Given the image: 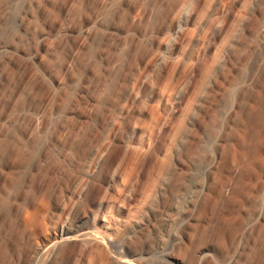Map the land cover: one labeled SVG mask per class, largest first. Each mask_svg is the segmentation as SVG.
<instances>
[{
  "label": "rangeland",
  "instance_id": "obj_1",
  "mask_svg": "<svg viewBox=\"0 0 264 264\" xmlns=\"http://www.w3.org/2000/svg\"><path fill=\"white\" fill-rule=\"evenodd\" d=\"M1 45L0 264H264V0H0Z\"/></svg>",
  "mask_w": 264,
  "mask_h": 264
},
{
  "label": "bare ground",
  "instance_id": "obj_2",
  "mask_svg": "<svg viewBox=\"0 0 264 264\" xmlns=\"http://www.w3.org/2000/svg\"><path fill=\"white\" fill-rule=\"evenodd\" d=\"M186 10H187V8H186ZM185 15H187V12H186ZM4 48H5V45H1L0 46V55L4 52ZM90 220H91V217L86 216L85 221H88L89 222ZM93 220H97V216H94L93 217ZM79 233H80V230H75L72 226H66V225H64V226H62L60 228V231H59V234H58V238H57L56 241L53 242L52 239L49 236L48 237H45V241L48 242V243L53 242V246L54 247H58L62 243H67V242H70L72 240L77 239L78 237H81V235L80 236L77 235ZM87 234H83V235L85 236ZM106 242L110 246H112V247H114L116 249H121V250L124 249V245H123L122 242H117V241H113V242L106 241ZM122 254H125L124 251H122Z\"/></svg>",
  "mask_w": 264,
  "mask_h": 264
}]
</instances>
